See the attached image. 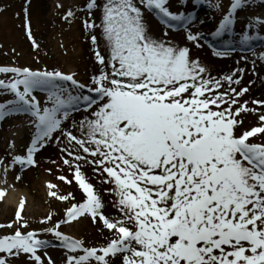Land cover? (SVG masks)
Listing matches in <instances>:
<instances>
[{
  "label": "snow or ice",
  "instance_id": "snow-or-ice-1",
  "mask_svg": "<svg viewBox=\"0 0 264 264\" xmlns=\"http://www.w3.org/2000/svg\"><path fill=\"white\" fill-rule=\"evenodd\" d=\"M255 2L229 0L214 36L231 34L238 11ZM213 7L224 11L222 3ZM86 9L89 16L102 9L99 24L83 21L99 65L89 83L76 73L0 67V74L11 76L0 78V91L15 97L0 104V122L24 114L33 130L26 153L13 155L8 164L0 159L3 182L17 166L39 167L38 154L55 143L73 177L58 179L75 183L84 196L73 202L74 194L62 195L49 182L50 196L70 206L46 233L24 231L29 223L22 199L15 219L0 224L16 229L0 238V264H56L47 252L52 246L66 250L65 264H264V99H241L250 92L237 74L241 69L222 78L212 74L192 50L204 46V21L191 11H173L171 0H88ZM75 15L68 11L65 19ZM152 15L163 26L160 36ZM246 27L255 35L243 34L242 48L251 51L254 42L264 41V18ZM26 29L38 49L28 21ZM175 29L184 31L192 47L172 41ZM98 30L106 48L100 47ZM235 50L228 42L214 55L224 58ZM37 91L47 93L46 102ZM76 112L83 118L73 119ZM249 115L258 123L245 127ZM7 191L0 188V200ZM104 194L113 197L108 203L119 217L105 213ZM86 216L102 222L108 233L104 246H88L62 230Z\"/></svg>",
  "mask_w": 264,
  "mask_h": 264
},
{
  "label": "rangeland",
  "instance_id": "rangeland-1",
  "mask_svg": "<svg viewBox=\"0 0 264 264\" xmlns=\"http://www.w3.org/2000/svg\"><path fill=\"white\" fill-rule=\"evenodd\" d=\"M99 3H103L104 0H98ZM29 2L27 0H0V65L10 66L15 65L16 67H28L34 70L47 69L49 71H62L66 74L76 73L77 78L83 83H89L91 77L98 73L99 65L95 61L94 52L95 46L92 45L89 39V33L84 27L83 21L85 19H94L97 24L100 23L102 16L101 10H94V14L89 16L86 5L88 0H48L49 11L47 14L41 15L37 21L38 25L35 27L45 32L42 38H36L35 34H40L38 32L34 33L32 31L33 37L39 44V48H35L31 42V39L27 35V29L25 24V19L30 18L32 12L26 10V5ZM217 3H222V0H209L208 3L195 5L187 2L181 5L180 0H171L172 10L178 11H190L197 10L198 17H202L209 21L208 31H214L218 26V23L222 21L224 11H220L213 7ZM224 5V10L229 7L228 3H222ZM206 8V9H205ZM68 11H73L76 13L75 17L65 19ZM226 12V11H225ZM238 31L243 34L248 33L255 35V31L248 29L246 27L249 21H255L257 17L264 18V5L253 4L251 7H245L243 11L238 13ZM151 26L154 30L156 36L162 34V28L154 19L153 15L150 20ZM205 24L200 25L199 29L204 30ZM32 28V27H31ZM98 41L101 48H106L105 40L100 31H97ZM208 34V33H203ZM264 35V32L261 33ZM172 41L179 46H189L192 47L191 42L186 41L185 34L183 32H172L169 33ZM41 39L46 40L48 44L51 45V53H55L54 60L51 58H46L41 52L42 44ZM41 47V49H40ZM258 47V45H257ZM193 53L201 59V61L210 69L212 74L218 78H222L225 75L232 74L237 69L243 70L238 75H243L242 84L250 88L249 94L241 99H264V87L257 84L256 80L250 77L249 71L239 66H231L222 68V63L219 58L211 54L208 48L203 46V48H192ZM264 51V48H263ZM65 59V63H59L60 60L57 58ZM258 62H260L259 56L256 55ZM223 60V58L221 59ZM75 68L74 71H67L65 66ZM0 78L11 79V76H4L0 74ZM264 85V83H263ZM14 98V95L10 92L0 91V104L8 103ZM47 101V93L44 94V102ZM73 119L79 120L83 118V113L76 112L73 114ZM258 121L255 115H249L245 127L256 125ZM70 127L71 122H66ZM33 136V130L30 126V119L24 114H17L12 117H8L3 122H1L0 128V159H5V163L8 164L11 161V157L15 154L26 153L27 147L30 145L31 138ZM15 143V149L12 148V144ZM46 149L38 154L39 167L29 168L27 170L21 171L19 166L15 170H9L6 179L11 180L12 187L17 185L19 188H25L29 190V194L22 195L20 197V202L23 199L24 209L30 204V198L33 200V207H39L38 212L40 216H35L33 221L31 218L26 220L29 223V228L24 229L27 231H37L40 233H46L51 229L56 222H59L65 214L67 208L70 206L68 202L61 201L52 198L49 194V189L43 188L41 181L43 176L40 174L41 167L50 166L52 168L53 183L59 185V191L62 195L74 194L76 200L73 202H83L84 196L79 187L73 183L72 185L66 182L60 181L58 177L60 175H67L69 179H72V170L67 166L62 165V153L60 147L55 143L50 144ZM47 151V152H45ZM46 164H41V161ZM56 161V163H52ZM63 168V171L60 169ZM58 171V172H57ZM88 175L93 177L92 182L96 184V179L93 176L91 169H88ZM56 172V173H53ZM17 175H20L22 179L17 180ZM4 173L0 169V188L7 186L4 183ZM15 182V184H13ZM97 188L104 189L108 188V185H99ZM6 197V196H5ZM113 199V197L104 194L105 200V213L110 217H119L118 211L108 203ZM4 200V199H3ZM0 200V205L3 203ZM20 205V203H19ZM18 205V207H19ZM14 207L12 209L10 217L7 219H1L0 224H9L15 218L13 215ZM48 216H52L53 220L47 223H41ZM15 228L12 229H0V238L4 235H11L15 232ZM62 230L66 234L74 235L77 238L86 241L88 246L102 247L105 245L108 239V233L106 230L102 231V222L97 220L93 222L90 217H82L80 221L73 222L70 226H62ZM41 238L50 240L52 243L57 242L55 238L51 235L44 234ZM55 244V243H54ZM58 244V242L56 243ZM53 249L48 255L56 262V264H65L67 252L62 247L52 246L48 248ZM19 264V262H18Z\"/></svg>",
  "mask_w": 264,
  "mask_h": 264
},
{
  "label": "bare ground",
  "instance_id": "bare-ground-1",
  "mask_svg": "<svg viewBox=\"0 0 264 264\" xmlns=\"http://www.w3.org/2000/svg\"><path fill=\"white\" fill-rule=\"evenodd\" d=\"M29 3L26 5V10H29L32 12V15H30V18H26V21L30 22L31 25V30L36 33H40V34H35L36 38H42L45 34L44 31L39 29H36L35 27H37L38 25V21L37 19L43 15V14H47L49 11V3L48 0H27ZM261 2V0H259ZM204 24L206 23V30H208L207 28V24L209 23L206 20H203ZM201 31V30H200ZM202 32V31H201ZM41 44H42V49L41 52L44 57L46 58H51V60H54V54L55 53H51V45L48 44L46 42V40L41 39L40 40ZM263 46V45H261ZM244 57H246V59H244ZM220 62L222 63V68H226V67H231V66H239L242 67L244 69H246L247 71H249L250 77L255 79L257 84H260L264 87L263 83H264V65L257 63V61L255 60V52H250L247 54L244 53H239V52H235V53H231L228 57H224L223 60H221L220 57H218ZM60 60V64L61 63H65V59L63 58H57ZM253 62H255V64L253 65ZM65 68L67 69V71L71 72L74 71L75 68L72 67H68V65L65 66ZM40 95H43L42 93H40ZM45 150H49V149H45ZM45 151V152H47ZM48 153V152H47ZM41 164H46L44 163L43 159L41 161ZM42 169L40 170V174L43 176L42 181H41V185L43 186V188L48 189L47 185L49 184V182L53 183V177H52V172L51 174L49 173V169H52L50 166H45V167H41ZM58 172V171H57ZM56 173V172H53ZM7 186H3V188H7V194L6 197H4L3 203L0 205V215H1V219H7L8 217H10L12 209L14 207V211H13V215L14 218L16 216V212L18 210V205L20 203V197L24 194L27 195L29 194V190L25 189V188H19L17 185L15 186H11L10 184H12L11 180H8V182L6 183ZM13 184H15V182H13ZM33 200L30 198V204L29 206L26 207V210H23L22 215L25 217V219L31 218V221H33L32 219H34V217L40 216V213L38 212L39 207L34 206L33 207ZM53 249H50V251H52ZM50 251H47L48 254ZM51 253V252H50Z\"/></svg>",
  "mask_w": 264,
  "mask_h": 264
}]
</instances>
